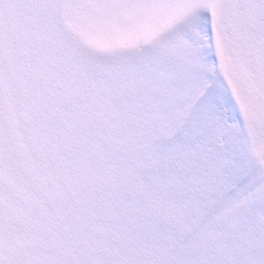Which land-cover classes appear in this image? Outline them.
Here are the masks:
<instances>
[{"label":"snow or ice","instance_id":"obj_1","mask_svg":"<svg viewBox=\"0 0 264 264\" xmlns=\"http://www.w3.org/2000/svg\"><path fill=\"white\" fill-rule=\"evenodd\" d=\"M0 264H264V0H0Z\"/></svg>","mask_w":264,"mask_h":264}]
</instances>
